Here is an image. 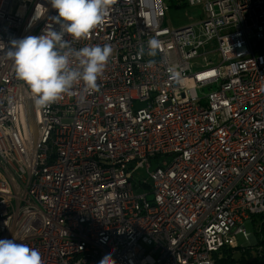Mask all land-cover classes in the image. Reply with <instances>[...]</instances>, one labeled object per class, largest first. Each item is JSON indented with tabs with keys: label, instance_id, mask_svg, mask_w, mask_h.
Wrapping results in <instances>:
<instances>
[{
	"label": "built area",
	"instance_id": "1",
	"mask_svg": "<svg viewBox=\"0 0 264 264\" xmlns=\"http://www.w3.org/2000/svg\"><path fill=\"white\" fill-rule=\"evenodd\" d=\"M57 14L0 0V239L43 264H215L238 235L264 255V0H114L65 37L112 46L98 89L41 108L7 51Z\"/></svg>",
	"mask_w": 264,
	"mask_h": 264
},
{
	"label": "clouds",
	"instance_id": "2",
	"mask_svg": "<svg viewBox=\"0 0 264 264\" xmlns=\"http://www.w3.org/2000/svg\"><path fill=\"white\" fill-rule=\"evenodd\" d=\"M49 3L58 14L51 17L43 33L13 39L7 51V56L14 61L17 78L28 85L41 108L59 100L77 81H83L88 89H98L97 80L113 52L110 44L76 49L73 41L87 37L93 29L103 25L114 0H49ZM54 25H59V30ZM66 36H71L73 41ZM161 46V40L150 38L147 55L155 57ZM140 54H144L143 47ZM73 61H77L78 66H74ZM172 78L179 80L181 71L174 67ZM113 251L99 264H116ZM0 264H43V260L39 250L27 244L0 239Z\"/></svg>",
	"mask_w": 264,
	"mask_h": 264
},
{
	"label": "trees",
	"instance_id": "3",
	"mask_svg": "<svg viewBox=\"0 0 264 264\" xmlns=\"http://www.w3.org/2000/svg\"><path fill=\"white\" fill-rule=\"evenodd\" d=\"M257 222H262L264 233V216L260 217ZM261 245H264V236L260 240ZM250 251H243L242 248H224L220 255H217L215 264H264V255L260 258L257 255L255 258L250 257Z\"/></svg>",
	"mask_w": 264,
	"mask_h": 264
},
{
	"label": "rangeland",
	"instance_id": "4",
	"mask_svg": "<svg viewBox=\"0 0 264 264\" xmlns=\"http://www.w3.org/2000/svg\"><path fill=\"white\" fill-rule=\"evenodd\" d=\"M176 19L178 21H184L188 18V16L186 15H176L175 16ZM195 16H191V18H194ZM197 32H200L199 30ZM170 161L171 158L170 157H163V158H159L158 159V162H154L153 164V168H155L158 164H161L163 161ZM148 177V174L146 172L145 169H140L137 174H136V181L139 182L141 181L143 178H147ZM137 192H143L142 190H137ZM153 196H149V199H151ZM246 227H247V230L250 231V232H255V229L253 228V224L250 222V223H247L246 224ZM237 239H238V242H239V245L240 247H245V246H250L249 247V251H250V257L251 258H255L257 256V246H254L253 244H248L247 245V241H245V239L243 238L242 235H238L237 236Z\"/></svg>",
	"mask_w": 264,
	"mask_h": 264
}]
</instances>
